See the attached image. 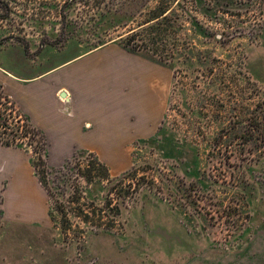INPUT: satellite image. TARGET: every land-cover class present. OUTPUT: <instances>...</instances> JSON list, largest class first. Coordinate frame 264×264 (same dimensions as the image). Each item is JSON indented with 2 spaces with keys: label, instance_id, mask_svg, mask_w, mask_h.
I'll use <instances>...</instances> for the list:
<instances>
[{
  "label": "rangeland",
  "instance_id": "obj_1",
  "mask_svg": "<svg viewBox=\"0 0 264 264\" xmlns=\"http://www.w3.org/2000/svg\"><path fill=\"white\" fill-rule=\"evenodd\" d=\"M121 35L151 56L157 38L174 71L161 130L131 148L132 177L104 163L107 180L90 156L49 166L50 220L1 213L0 264H264V0H0V68L17 76Z\"/></svg>",
  "mask_w": 264,
  "mask_h": 264
},
{
  "label": "crops",
  "instance_id": "obj_2",
  "mask_svg": "<svg viewBox=\"0 0 264 264\" xmlns=\"http://www.w3.org/2000/svg\"><path fill=\"white\" fill-rule=\"evenodd\" d=\"M174 81L171 68L116 43L32 76L0 68L6 96L45 133L49 166L85 150L116 174L129 169L132 147L158 134ZM24 160L22 149L0 143V215L47 224L48 193Z\"/></svg>",
  "mask_w": 264,
  "mask_h": 264
},
{
  "label": "trees",
  "instance_id": "obj_3",
  "mask_svg": "<svg viewBox=\"0 0 264 264\" xmlns=\"http://www.w3.org/2000/svg\"><path fill=\"white\" fill-rule=\"evenodd\" d=\"M166 13L167 11H159L155 13L154 18L151 21L145 23V24H149L153 22L149 25L150 26L149 28L151 30L150 34H153L155 33V31L160 30L156 26L162 25L163 22L169 18L168 15H166ZM120 37L121 38L119 40V44L130 53L145 57L160 65L171 68L166 61H160L156 59L154 57L155 55H153L154 52L150 49L151 47H154V45L157 44L156 43V41L158 40L157 38L152 37L149 39L150 41L146 42L145 44L146 48H148V50L153 53L151 56L147 53H143L142 51L143 46L135 43L136 35L131 36L130 38L127 39H124L123 35H121ZM106 44L108 43L102 44L98 48L103 47ZM156 51L159 50L156 49ZM1 88L2 86H0V90ZM8 104L10 105V108L8 109L0 108V127L4 128L6 132L7 130H10V132L4 133V136L6 137L5 139L0 137V143L5 147L23 149L29 152L32 156V167L34 168V171L38 176V180L42 184V186L47 190V175L51 171L48 164L49 156H48L47 137L41 129L34 126V124L31 122L30 118L27 115L23 114L20 110L16 108L13 102L8 101ZM160 130L161 127L159 131ZM27 147L30 148V151L27 150ZM86 156H90L91 158H93L90 168L98 172L103 171L108 180L110 178L109 168L104 163H102L94 153H89L88 151L85 150L76 151L70 159H68L62 166L55 168L54 171L57 174L65 175L71 169L74 162H78ZM92 171L90 170V176ZM132 176H133L132 170L124 173V177H132ZM118 211H120V209H118Z\"/></svg>",
  "mask_w": 264,
  "mask_h": 264
}]
</instances>
